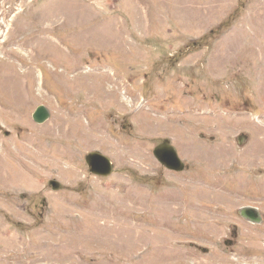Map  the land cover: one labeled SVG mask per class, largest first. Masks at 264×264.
I'll use <instances>...</instances> for the list:
<instances>
[{"label":"rangeland","instance_id":"1","mask_svg":"<svg viewBox=\"0 0 264 264\" xmlns=\"http://www.w3.org/2000/svg\"><path fill=\"white\" fill-rule=\"evenodd\" d=\"M245 206L264 218V0H0V264H264Z\"/></svg>","mask_w":264,"mask_h":264},{"label":"water","instance_id":"2","mask_svg":"<svg viewBox=\"0 0 264 264\" xmlns=\"http://www.w3.org/2000/svg\"><path fill=\"white\" fill-rule=\"evenodd\" d=\"M49 117L50 112L43 105L39 106L33 115L34 121L38 124H43L49 119ZM245 138L246 137L241 136L239 138L240 142H243ZM154 155L163 165L171 170L181 171L184 169V164L178 157L176 150L170 145L169 141H164L157 146L154 150ZM86 161L90 167V171L94 174L108 176L113 171L110 160L98 152L89 153L86 157ZM50 184L54 190H59L61 188L60 183L57 181H50ZM255 211L256 210L251 207L242 209L243 214H246L253 219L255 218Z\"/></svg>","mask_w":264,"mask_h":264},{"label":"flooded vegetation","instance_id":"3","mask_svg":"<svg viewBox=\"0 0 264 264\" xmlns=\"http://www.w3.org/2000/svg\"><path fill=\"white\" fill-rule=\"evenodd\" d=\"M245 207H253V206H245ZM242 208H243V207H242ZM253 208L256 209V207H253ZM254 214H255V218L253 219V218H250V216H247L246 214H242V213H240V210H239V216H240L242 219H244L245 221L251 222V223H253V224H260V223H262L263 220H264L262 214H261L259 211H257V209H256V211L254 212ZM236 236H237V229H236V232H235V234H234V237H236ZM232 244H233V241H232V240H227V241H225V245H226V246H231Z\"/></svg>","mask_w":264,"mask_h":264}]
</instances>
